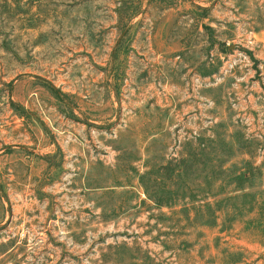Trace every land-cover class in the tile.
Segmentation results:
<instances>
[{
	"label": "rangeland",
	"instance_id": "374dc122",
	"mask_svg": "<svg viewBox=\"0 0 264 264\" xmlns=\"http://www.w3.org/2000/svg\"><path fill=\"white\" fill-rule=\"evenodd\" d=\"M0 264H264V0H0Z\"/></svg>",
	"mask_w": 264,
	"mask_h": 264
},
{
	"label": "trees",
	"instance_id": "16d2710c",
	"mask_svg": "<svg viewBox=\"0 0 264 264\" xmlns=\"http://www.w3.org/2000/svg\"><path fill=\"white\" fill-rule=\"evenodd\" d=\"M11 104H13V102H11ZM13 106H15V107H17L15 104H13ZM220 142H222V141H220ZM209 143H215L214 141H209ZM222 145H223V143H222ZM202 148H199V150H198V152H197V154H198V156H200V154H204L205 153V150H204V148H205V146L204 145H202L201 146ZM180 166V165H179ZM178 166V167H179ZM242 178V177H241ZM244 179V178H243ZM243 189V187L242 186H238V187H236L235 188V191H240V190H242ZM160 205V204H159ZM166 206H168V207H171L170 206V204H165ZM161 206H163V205H161Z\"/></svg>",
	"mask_w": 264,
	"mask_h": 264
}]
</instances>
